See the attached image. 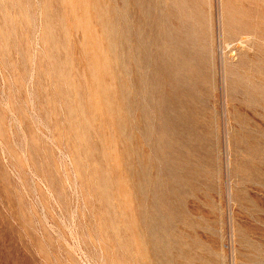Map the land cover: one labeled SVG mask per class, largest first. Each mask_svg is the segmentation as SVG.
<instances>
[{
  "label": "rangeland",
  "instance_id": "374dc122",
  "mask_svg": "<svg viewBox=\"0 0 264 264\" xmlns=\"http://www.w3.org/2000/svg\"><path fill=\"white\" fill-rule=\"evenodd\" d=\"M0 264H264V0H0Z\"/></svg>",
  "mask_w": 264,
  "mask_h": 264
}]
</instances>
